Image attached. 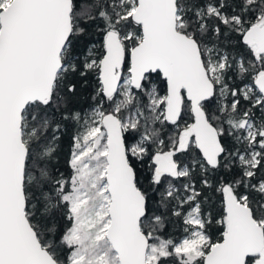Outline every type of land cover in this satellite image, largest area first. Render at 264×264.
<instances>
[{"label": "snow or ice", "instance_id": "1", "mask_svg": "<svg viewBox=\"0 0 264 264\" xmlns=\"http://www.w3.org/2000/svg\"><path fill=\"white\" fill-rule=\"evenodd\" d=\"M0 264H264V0H0Z\"/></svg>", "mask_w": 264, "mask_h": 264}]
</instances>
